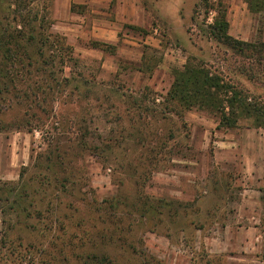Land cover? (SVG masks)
Segmentation results:
<instances>
[{
	"label": "rangeland",
	"instance_id": "rangeland-1",
	"mask_svg": "<svg viewBox=\"0 0 264 264\" xmlns=\"http://www.w3.org/2000/svg\"><path fill=\"white\" fill-rule=\"evenodd\" d=\"M2 1L45 58L0 116V264H264V128L165 102L195 60L264 107V75L203 36L199 0H30L20 21ZM224 2L229 35L264 42V16Z\"/></svg>",
	"mask_w": 264,
	"mask_h": 264
},
{
	"label": "trees",
	"instance_id": "trees-1",
	"mask_svg": "<svg viewBox=\"0 0 264 264\" xmlns=\"http://www.w3.org/2000/svg\"><path fill=\"white\" fill-rule=\"evenodd\" d=\"M6 1L9 15H11V9L13 13H19V16L14 15L13 20L19 19L20 21V18L25 20L22 14L30 0ZM244 1L250 13L264 16V0ZM2 2L0 0V6ZM193 13V19L198 15H203L204 27L201 29L203 36L223 46L225 50L242 60L244 65L241 66L240 71L248 80L255 81L264 75V42L251 43L237 40L229 35L227 6L224 0H199ZM7 20L8 23L5 26L0 22V116L13 105L20 106L28 102L31 86H27L26 83L34 76L30 68L36 63L40 65L39 62L45 58L42 50L43 43L39 47L35 45L38 48L36 51L29 52L27 46L24 47L25 52L21 51V45L14 39L15 33L19 31L17 27L13 29L9 27L8 15ZM34 20L36 21L37 17H34ZM38 26L49 33L51 23H45L43 18L39 20ZM44 31L42 36L46 35ZM47 36L59 39L62 43V52L68 56L67 59L61 57L62 65L75 61L72 47L63 37L51 33ZM23 40L31 46L35 44L34 37L30 40ZM93 45L107 52L108 50L113 52L114 48L103 43H93ZM52 80L55 81L54 78ZM63 81L67 83L70 79L64 76ZM38 82H35L38 85L35 91H42ZM39 100L43 102L40 98ZM6 102H8L7 105H4ZM165 102L175 104L181 111H189L193 108L208 111L218 117V128H234L240 119L251 120L256 128H264V107L257 103L255 98H251L239 89L230 79H225L220 73L211 71L203 61L188 60L182 71L175 72ZM3 126L5 125L0 121V128Z\"/></svg>",
	"mask_w": 264,
	"mask_h": 264
}]
</instances>
